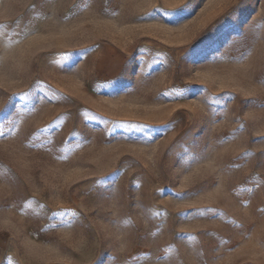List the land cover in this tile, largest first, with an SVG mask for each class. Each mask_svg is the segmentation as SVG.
<instances>
[{
  "label": "rangeland",
  "instance_id": "obj_1",
  "mask_svg": "<svg viewBox=\"0 0 264 264\" xmlns=\"http://www.w3.org/2000/svg\"><path fill=\"white\" fill-rule=\"evenodd\" d=\"M0 264H264V0H0Z\"/></svg>",
  "mask_w": 264,
  "mask_h": 264
}]
</instances>
